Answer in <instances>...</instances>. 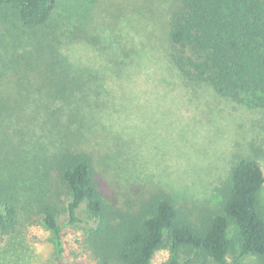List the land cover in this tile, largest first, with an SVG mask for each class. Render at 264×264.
Listing matches in <instances>:
<instances>
[{"label":"trees","instance_id":"obj_1","mask_svg":"<svg viewBox=\"0 0 264 264\" xmlns=\"http://www.w3.org/2000/svg\"><path fill=\"white\" fill-rule=\"evenodd\" d=\"M140 1H128L130 12ZM146 1L164 10L161 42L152 40L145 27L134 29L148 41L140 44L129 45L115 29L109 37L105 30L86 35L91 45L116 46L113 71L132 64L139 54L152 60L148 53L157 51L174 85L205 88L264 112V0ZM54 9L55 0H0V147L10 136L2 127L17 130L28 122L24 116H31V105L39 108L36 103L44 102L39 114L51 123L46 133L54 144L41 155L38 208L58 250L62 229L57 220L64 206L68 225L84 221V242L97 264H149L160 250L168 251L165 264H228L231 255L234 264L252 258L264 264L259 146L229 155L228 173L217 189L220 200L210 209L190 212L165 193L153 194L133 211L104 198L87 139L89 120L97 116L95 111L86 115L87 109L98 93L87 94L91 71L75 66L61 36L48 28ZM8 89L17 90L16 98L4 97ZM4 151L7 157L10 150ZM16 192V185L10 189L0 179V236L13 234L19 225L23 205Z\"/></svg>","mask_w":264,"mask_h":264},{"label":"rangeland","instance_id":"obj_2","mask_svg":"<svg viewBox=\"0 0 264 264\" xmlns=\"http://www.w3.org/2000/svg\"><path fill=\"white\" fill-rule=\"evenodd\" d=\"M128 1L55 0L48 23L61 36L64 53L75 66L91 71L87 94L98 93L86 115L97 112L89 120L92 126L87 139L99 190L116 207L129 211L157 193L169 195L190 212L210 209L220 200L217 189L228 173L230 154H238V149L245 153L249 145L259 146L264 173V112L214 96L205 88L193 91L179 81L174 85L157 51L148 53L152 60L139 54L132 64L113 71L116 46L98 41L91 45L88 36L105 30L104 37H109L115 29L129 45L140 44L148 41L134 29L145 27L152 40L161 42L164 10L143 0L130 12ZM16 92L8 89L7 97L3 95L16 98ZM43 103H36L39 108L31 105V116H24L28 122H21L17 130L11 125L2 127L10 136L0 147V179L10 189L16 185L23 208L15 232L0 236V264H97L84 242V221L68 225L65 207L59 205L60 251L41 222L40 159L53 143L46 133L51 123L39 114ZM4 150H10L7 157ZM78 216L85 220L83 213ZM168 256L167 250L157 251L149 264H165ZM227 263L234 264L233 255ZM239 263L257 262L252 258Z\"/></svg>","mask_w":264,"mask_h":264}]
</instances>
